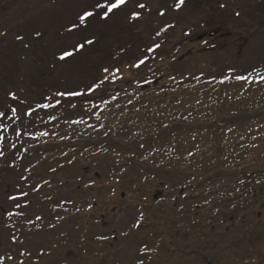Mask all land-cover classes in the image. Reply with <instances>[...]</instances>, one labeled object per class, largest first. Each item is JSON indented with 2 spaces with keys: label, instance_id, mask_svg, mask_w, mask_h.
I'll use <instances>...</instances> for the list:
<instances>
[{
  "label": "trees",
  "instance_id": "16d2710c",
  "mask_svg": "<svg viewBox=\"0 0 264 264\" xmlns=\"http://www.w3.org/2000/svg\"><path fill=\"white\" fill-rule=\"evenodd\" d=\"M151 2L129 0L132 11H120V14L127 16L131 31L138 28L143 17L150 12ZM140 4L144 7H139ZM195 4L211 7L212 10L220 8L216 0H185L183 5H179V0H168L166 3L172 6L171 10L176 14L180 9ZM262 8L260 5L248 11L246 21L250 27L264 24ZM133 13H137L139 18L133 19ZM175 24L173 21L163 23L162 28L149 33L146 49L153 54L152 59L156 63L158 58L172 62L176 54L179 58L184 56L181 60L190 54L188 40L185 46L170 47L168 52L164 51L168 42L177 35ZM219 34L211 31L207 36L215 38ZM223 34L229 35L227 32ZM111 40L117 47L118 41L113 37ZM95 47L96 43L91 44L89 50ZM115 47L105 50L100 63L107 55L116 56L114 60L120 58L122 64L117 62V65L106 68L99 64L97 76H100V80L97 84L100 87L95 91L92 89L96 84L81 88L79 93L82 95H60L74 93L64 86L53 89L54 92L49 90L48 96L54 98L48 100L47 89L43 88L45 93L37 96L40 105L36 106L35 103L38 98L24 102L26 111L16 113L15 146L9 145V148L14 146L12 154L15 155L8 164L10 176L14 169L22 165L26 177L23 173L18 174L21 175L19 182L23 183L25 178L44 177L41 185L46 187L44 191L48 195L45 202H48L57 193V182L65 185L58 173L78 161L81 166L79 174L83 178L74 186L64 187L65 192L73 190V196H69L68 200L61 199L58 204L50 203L49 211L55 214L56 220L67 221L77 217L81 219V228L91 221L103 225L105 217L101 208L104 211L110 207L126 209L138 206L135 219L130 215L132 223H125L126 231H138L145 221L149 225V233L154 237L153 241L165 244L163 250L158 247L147 249L145 245L125 246L121 242L127 238L122 232L108 236L94 233L87 238L93 243V251H85L81 256L72 252L73 255L68 258V251H65L61 256L65 261L63 264H161V260L153 259L161 258L169 243L185 233L182 228L185 219L179 216L189 217L192 230L200 228L206 231L210 225L204 226L200 221L204 218H196L198 214L202 215L215 207L211 217L212 229L215 223H220L216 219L221 214L225 217L223 211L227 208L223 207L236 203L243 212L247 205L257 202L252 196H260L261 193L264 196V68L257 67L245 73L228 72L214 77L199 74L190 80H176L179 83L170 75L160 74L140 81L129 79L131 85L128 86L121 83L118 68L121 65L129 66L130 62L134 67L141 59L145 62L150 60L140 57L132 61L123 55L124 47ZM97 90L103 94H96ZM141 99L146 102L139 103ZM63 112H67V116L55 121L61 113L64 115ZM21 122L25 123L24 131L18 128ZM4 168H7V161ZM10 179H14L13 175ZM41 185L36 183L34 190L38 192ZM24 188L14 194V199L24 197ZM99 194L102 198H97ZM240 199L244 201L239 203ZM180 202L189 204L182 205ZM233 212L237 215L234 209ZM12 214L7 217L23 218L22 213L17 211ZM228 217L232 219L226 222L224 230L230 228L233 221L241 224V216ZM37 219L34 217L33 220ZM260 233L263 235L261 231L243 234L245 242L258 254L256 264H264V254L257 246L262 240L258 235ZM117 242L119 249L114 246ZM216 246V241L204 240L190 255L188 264H216ZM58 247L51 246V249ZM136 248V256L140 257L138 260L134 258ZM24 260H20L19 264H26ZM218 263L223 264L221 259Z\"/></svg>",
  "mask_w": 264,
  "mask_h": 264
},
{
  "label": "rangeland",
  "instance_id": "374dc122",
  "mask_svg": "<svg viewBox=\"0 0 264 264\" xmlns=\"http://www.w3.org/2000/svg\"><path fill=\"white\" fill-rule=\"evenodd\" d=\"M96 1L0 0V29L3 28L2 31L5 32L3 34L0 31L2 35L0 40L3 36L4 39L7 38L6 42L0 44V95L1 92L16 95L21 114L24 113L26 99L27 101L36 100L40 97V93H45L43 88L47 89L48 100L54 98L48 96V91L54 92L53 89L58 90L59 87L65 86L67 91L79 92L81 88H89L98 83L100 80V76H97L99 64L104 68L117 62V64H122L120 58L114 60L116 56L108 57L107 55L100 63V57L104 56L105 50L115 47L111 40L112 37L118 41V48L124 47L123 55H126V58L132 61L140 57L150 60L139 69H134L133 62L128 63L129 66L121 65L118 68L117 74L121 83L124 82V85L128 86L131 85L129 79L135 78L136 81H140L158 77L160 74L170 75L176 83H179L177 82L180 81L179 79L190 80L200 76L199 74L203 77H214L225 75L228 72L245 73L257 67L264 68V24L255 28L250 27L249 22L246 21L250 8L262 5L264 12V0H216L220 4V8L216 10L195 4L190 8L180 9L178 14L171 10V5H166L168 0H159L164 1L163 4L158 0H152L150 12L143 17L139 27L133 31H131L130 24H127V16L120 12L102 23L98 11L96 17L88 22L86 28L79 26L80 15L92 10ZM126 10L132 11L131 3L124 9ZM159 11L166 14L162 16ZM250 16L253 18L251 13ZM169 21L176 22L174 29L177 35L174 40L168 42L164 51L168 52L170 47L185 46L187 40V46L191 51L190 54L187 52L189 56L183 60H181L183 55L179 58L176 54L177 60L166 62L158 58L159 61L156 63L152 59L153 54L146 49L147 41L150 39L149 33L156 32V29L162 28L161 24H168ZM211 31H217L220 34L215 38L208 37L207 33ZM225 32L229 35H224ZM101 34L104 37L100 38ZM86 39L94 40L96 49L89 50L90 45L86 44L83 50L76 51V45L83 43ZM65 51L78 54L61 60L60 56ZM10 56L13 59L11 65L6 61V59L10 60ZM8 73L11 81L10 79L3 81L5 74ZM39 85L42 86V91ZM102 91L107 90L102 89ZM96 94L103 93L97 90ZM37 100L35 101L36 106L41 104L39 98ZM142 102L145 103L146 100L139 101V103ZM67 114V112L64 115L61 113L55 121L58 122ZM24 126L25 123L21 122L19 130L24 131ZM180 138L187 140L186 137L180 136ZM80 167L79 162L75 161L73 166L65 167L58 173L65 181V185L57 182L55 186L57 193L53 194L48 202H45L48 195V192L44 191L46 187L41 185L44 177L25 178L23 183L19 182L21 175L18 176V174L23 173L26 177L22 165L12 172L15 187H11L10 192H7L3 181H0V264H19L23 259L26 264H63L65 261H62L61 256L65 251L72 250L71 255L80 256L85 251H93L94 247L91 245L93 243L91 240L87 241V238L93 236L94 233L108 236L122 232L127 238L125 242L124 240L121 242L125 243V246L145 245L147 249L158 247L159 250H163L165 242L156 244L153 241L154 237L149 233V225L145 221L138 231L134 232L131 229L126 231L125 223H132L130 215L133 218L136 217L138 206H130L126 209H120V207L111 209L110 207L104 211L101 208L100 211L105 217L103 225H98L90 218L91 222H88L84 228H81V219L77 217L67 221L56 220L57 217L49 211V206L53 203L58 204L61 199L68 200L69 196H73V190L65 192L64 187L68 188V186L80 183V179L83 178L79 174ZM72 171L74 172L71 173ZM11 176L7 174L4 177L0 176V179ZM46 177L56 180L52 176L46 175ZM36 183L41 185L38 192L34 190ZM22 187H25L22 191L26 193L24 197L9 201L8 197L18 193ZM135 195L136 199H139V196ZM252 197L257 202L248 203L249 205L243 212H240L241 208L236 206V203L231 207H223L227 208L223 211L225 217L221 214L216 219L220 223H215L212 229L211 217L215 207L213 210L208 209L202 215L198 214L196 218H204L200 220L204 226L210 225V229L206 231L200 228L192 230L189 217L179 216L178 218L185 219L184 227H181L187 235L185 236V233L178 235L175 242L169 243L165 250L166 253L161 258L155 257L153 260H161V264H188V258L197 249L196 247L200 246L204 240H211L217 242L214 248V253L218 255L215 260L216 264H219L220 259L223 264H256L258 254L251 245L245 242L243 234L261 231L264 235V202H262L264 196L261 193L260 196ZM97 198H102V195H97ZM243 201L240 199L239 203ZM180 204L188 206L189 203L180 202ZM233 209L237 215L241 216V224L233 221L231 227L224 230L226 222L232 219L228 216H237L233 214ZM10 211L22 213L23 218L7 217ZM34 217H38L37 221L33 220ZM23 222L26 223L25 226ZM53 222L57 223L53 224ZM258 235H261L262 240L257 243V246L264 254V236L261 233ZM56 245L64 247L52 250L51 246ZM114 246L119 249L118 242ZM137 251L138 248L135 249V260L140 259L136 256Z\"/></svg>",
  "mask_w": 264,
  "mask_h": 264
},
{
  "label": "snow or ice",
  "instance_id": "6c2138e0",
  "mask_svg": "<svg viewBox=\"0 0 264 264\" xmlns=\"http://www.w3.org/2000/svg\"><path fill=\"white\" fill-rule=\"evenodd\" d=\"M185 0H179V5H183ZM129 3V0H97L95 7L93 10L85 11L82 15L79 17V26L87 27L88 22L96 17L97 12L99 11V18L101 20H108L112 15H115L116 13L123 11ZM139 7L143 8L144 5L140 4ZM102 10V11H100ZM133 19H138L139 15L137 13L132 14ZM95 41L92 39H86L83 43H80L76 45V51L83 50L85 45H91L94 44ZM158 47V46H157ZM75 53L73 51H65L61 56V60H65L68 57H72ZM145 61L141 59L137 64L134 65V67L139 68L141 65H143ZM105 71H108L105 69ZM103 83V81H101ZM100 87V84H96L92 91H95ZM60 95H71V96H78L82 95V93L74 92V93H60ZM15 98V97H13ZM51 105H43V107H50ZM13 112H15V109H13ZM138 227V225H136Z\"/></svg>",
  "mask_w": 264,
  "mask_h": 264
},
{
  "label": "flooded vegetation",
  "instance_id": "af4514ba",
  "mask_svg": "<svg viewBox=\"0 0 264 264\" xmlns=\"http://www.w3.org/2000/svg\"><path fill=\"white\" fill-rule=\"evenodd\" d=\"M3 28L0 29L1 33L5 34V32L2 31ZM1 38H2V35H0ZM7 39V38H6ZM6 39H4V36H3V39L0 40V44L6 42ZM7 63H10V65L13 63V59L11 58L10 56V60L9 59H6ZM12 75V74H11ZM11 78L10 74H5V78L3 81H9V79ZM11 81V79H10ZM8 85V84H7ZM9 86V85H8ZM7 96L8 94L5 93V92H1V95H0V136L3 134L4 136L2 138H0V163H2V169H0V176L4 177L5 175H10V167L8 164H10V161H8L7 163V168H4V162L7 161L6 159V156H5V152L4 151H10V148H9V145L10 143L13 142V138L12 140L10 139L11 138V135H12V128H10L7 124V122H9L7 119H6V116L7 114L10 112V107L8 106V100H7ZM12 107V106H11ZM7 121V122H6ZM9 124L12 125L11 122H9ZM5 129H7L8 131L5 133ZM0 181H3V184L5 185L6 189H7V192L10 191V183L11 181H8L7 183V178L1 180ZM6 182L7 185L4 183Z\"/></svg>",
  "mask_w": 264,
  "mask_h": 264
}]
</instances>
